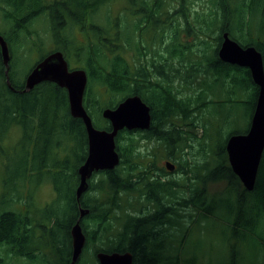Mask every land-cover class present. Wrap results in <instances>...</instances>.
Instances as JSON below:
<instances>
[{"label":"trees","instance_id":"obj_1","mask_svg":"<svg viewBox=\"0 0 264 264\" xmlns=\"http://www.w3.org/2000/svg\"><path fill=\"white\" fill-rule=\"evenodd\" d=\"M114 1L0 0L2 18L13 22L9 30L0 29L11 53L21 33L15 24L19 21L23 24L21 27L29 26L34 15L30 11V15L24 17L25 10L37 8L38 12L49 17L54 46L44 56L60 50L68 60L72 59V66L87 70L89 86L85 107L95 127L111 130L110 121L103 117L104 108H115L130 95H140L151 107L153 115L152 126L145 134L127 129L120 131L117 137L120 164L114 170L94 174L101 177L95 180L94 176L89 180V187L79 200L76 193L80 183L78 168L88 156V136L83 120L71 115L67 89L45 81L24 91L25 79L18 81L14 77L12 61L6 74L0 49V161L6 157L3 143H6L13 126H27L25 131L30 133L38 128L45 139L37 157L30 162L28 156H23L14 176H3L0 264H71V227L80 217V206L90 211L81 220L87 242L76 264H98L97 253L101 251L131 252L133 264H199L195 254L185 257L182 263L181 256L170 250L169 233L166 235L164 230L156 229L160 225L165 226L167 220L171 223L173 219L174 225L181 219L192 221L195 214H190V218L183 217L180 205H173L171 210L165 208L163 215L151 214V208L149 216L144 217L141 213L145 210L139 198L141 190L152 194L157 191L165 196L172 193L174 202L175 197L179 200L184 197L177 182L171 187L161 182L153 186L150 176L154 160L149 153L141 151L140 143L144 138L148 141L156 138L164 146L167 145L174 151L181 171L205 183L204 188L198 187L200 181L189 184L193 205L203 218H208V214L220 215L219 208L226 209L222 210L228 217L234 215L233 233L243 240L247 238V232L243 233L242 229L258 227L264 218V153L256 186L248 191L232 170L226 145L219 151L212 149V130H219L221 124L219 112H212L209 107L219 105L221 100L209 96L212 89L209 81L195 76L200 73L202 60H205L218 78L236 80L241 88L253 94L249 101L252 118L259 87L254 83L250 70L226 63L218 55L223 33L229 31L231 35L230 14L236 10L243 15L246 8L242 5L233 9L228 0H207L210 4L208 11L222 8L227 11L223 24L208 31L206 25L198 20L199 13L196 12L193 21L186 12L191 10L188 0H156L157 20L149 9L150 0H130L134 3L135 16L130 19L125 13H119L114 18L109 8ZM170 2L179 5H174L177 11L172 16L167 12ZM34 4L38 7H31ZM105 7L109 12H106L105 22H102L98 17ZM253 12L256 14L255 8ZM212 16H217V13ZM152 19L156 23L153 24ZM76 29L82 32L81 37L77 36ZM183 31L190 36L198 35V42L182 41ZM123 37L124 46L121 44ZM165 41L167 45H164ZM238 42L243 46L254 45L264 57V36L250 42ZM155 46L157 49H154ZM193 57L199 58L198 61H193ZM206 72L209 73V70L206 69ZM177 80L180 86L175 85ZM188 88L191 91L184 94ZM246 131L233 130L229 134ZM75 138L77 150L74 148ZM198 144L202 145L199 149L196 148ZM74 153L77 164L71 174H67L63 164L70 167L68 160ZM48 161L52 166L47 165ZM37 167L60 169L56 180L58 197L53 206H35L34 190L37 192L38 185L44 180L43 175L40 182L32 186L34 190L24 191L26 180L30 178L33 181V173L39 169ZM201 173L204 175L198 177ZM137 177L143 179L141 188ZM226 179L238 188L240 197L236 200L219 198L216 201L206 186L209 182ZM68 182L69 190L64 187ZM144 202L149 206L150 202L154 203V198L148 197ZM96 243L99 244L93 248Z\"/></svg>","mask_w":264,"mask_h":264},{"label":"rangeland","instance_id":"obj_2","mask_svg":"<svg viewBox=\"0 0 264 264\" xmlns=\"http://www.w3.org/2000/svg\"><path fill=\"white\" fill-rule=\"evenodd\" d=\"M188 1L189 5H191V19L193 21L196 16V11L200 12L206 10L200 13L198 20L206 25V28L209 29L208 31L223 24L224 14L227 12L224 8L218 11H208L210 9V4L207 3V0ZM125 2L126 0H116L109 5V8H111V15L114 18H117V15L123 11L122 3ZM228 2L229 6L233 9H237L242 5L246 8V12H244L243 15L236 10L232 11L230 14L228 20L229 26H231V37L236 41L244 42L262 38L264 36V0H228ZM170 3V9L174 10V5L179 6L178 3ZM126 4H128V2H126ZM31 7L38 6L34 4ZM254 8L257 11L256 14L253 12ZM30 11H32L34 15L30 20L29 26L21 27L23 24L18 23L19 21L15 24V27H18L21 33L18 38H16L18 42L16 44L14 43L12 46L11 61L13 64L14 77L18 81L24 80L37 61L44 56L48 49L54 46L50 31L49 17L46 13L38 12L37 8L27 9L22 15L26 17L28 14L30 15ZM106 12H109L107 7L102 8L100 17H98L99 21L105 22ZM215 13H217V16H212V14ZM125 14L128 18L130 17V19L135 16V14L131 16L132 14L129 15L127 12H125ZM181 19L184 20L183 18ZM12 25L13 22L4 20L0 13V29L7 31ZM76 32L77 36H82L81 31L76 30ZM183 32L184 38L181 39L182 41L198 42L199 36L195 34L190 36L186 31ZM164 45H167V41L164 42ZM154 49H157V47L155 46ZM192 59L193 61H198L199 58L193 57ZM69 62L71 65L74 63L72 59L69 60ZM201 64L203 66L198 71L200 73L197 72L198 74L195 76L209 81L212 85L209 96L217 101L221 100L219 105L212 104L211 107H209L212 112H219L220 114L218 119L220 120L222 128L220 127L221 129L219 128V130L213 128L212 130L214 136L212 149L219 151L226 145L231 131H246L248 129L251 120V106L249 101L253 94L241 88L236 80L228 81V79H225V81L224 78H218L212 67L207 66L205 60H202ZM206 69L209 70V73L206 72ZM187 77H189V75ZM175 85L180 86L178 80ZM192 86L196 87L195 83H192ZM180 88H182V86ZM190 91L191 90L188 88L184 90V94ZM226 91L228 93H226ZM239 100H244V102H239ZM26 129L27 126L25 127L23 125L11 127L6 143H3L6 157H3L0 161V193L3 187V176L5 174L14 176L18 171V165L23 161V156H28L31 162L33 157H37V152L40 151L44 144V133L41 132V130L36 128L30 133L25 131ZM136 136L139 137L138 135ZM54 141L55 138H53V143ZM140 145L142 146V152L151 154L154 146L157 144L156 142L151 143L148 140H141ZM162 146L164 145H159L157 149L160 150L161 154L167 155L165 148ZM77 147L78 142L75 138V150H77ZM75 155L74 153L68 160V165L70 167H67V164H63L66 170H68L67 174H71L72 169L76 167L77 159ZM36 164L38 165V161ZM29 165L31 166L30 163ZM47 165L52 166L50 161H48ZM59 173H61L60 169L55 167H40L33 173V181L30 178L26 180L24 191L34 190L32 186L37 185L41 177L44 176V180L42 179V182L37 187V192L34 190L36 208L39 206L45 207L47 204L48 206L54 205V201L58 197L56 180L57 174ZM206 173L205 171V174ZM201 174L204 175V173ZM100 177L101 175H97L95 180H98ZM200 186L204 187L205 183L201 182ZM64 187L69 190V182ZM206 187L210 195H214L216 201L219 198H231L236 200L240 197L238 188L231 185L228 179L209 182ZM184 195L187 196V192H185ZM181 208L183 207H180V214L183 215V217L190 218V214H195L192 221L181 219L180 222L174 225L172 219L171 223L170 221L168 223V228L172 232L168 239L170 250L172 253H178L177 255L181 256L180 259L182 263L185 257L195 254L199 264H263L264 218H262L258 227L242 229L243 233L246 234L247 232V238L243 240L239 238L237 234L233 233L234 215L228 217L225 211H223L226 209L222 208V210L219 208L220 215L216 214L213 216L208 214V218H203V215H200L201 212H196L197 209L192 205H190V207L186 206L183 209ZM98 244L99 243H96V245L94 244L92 247L94 248V246Z\"/></svg>","mask_w":264,"mask_h":264},{"label":"water","instance_id":"obj_3","mask_svg":"<svg viewBox=\"0 0 264 264\" xmlns=\"http://www.w3.org/2000/svg\"><path fill=\"white\" fill-rule=\"evenodd\" d=\"M0 49L8 75L12 54L9 43L2 34ZM218 55L226 63L248 68L254 83L259 87L249 129L244 133L230 135L226 143L233 172L240 178L245 189L252 191L256 186L264 153V57L254 45L242 46L231 37L229 31L223 33ZM7 81L10 83L9 76ZM45 81L54 82L67 89L71 115L82 119L86 127L88 156L78 168L80 183L76 192L80 200L95 172L114 170L120 164L121 156L117 150L116 140L119 132L125 128L146 130L151 127V107L139 95L128 96L115 108L107 107L103 110L104 118L111 123V130L99 129L95 127L85 107L89 75L84 68H71L64 53L57 50L35 64L26 77L24 91H29ZM166 165L170 170L176 167L170 161ZM89 211L81 206L80 217L71 227L73 245L71 264L79 261L86 246L87 236L81 220ZM97 259L98 264H133L131 252L101 251L97 253Z\"/></svg>","mask_w":264,"mask_h":264},{"label":"flooded vegetation","instance_id":"obj_4","mask_svg":"<svg viewBox=\"0 0 264 264\" xmlns=\"http://www.w3.org/2000/svg\"><path fill=\"white\" fill-rule=\"evenodd\" d=\"M120 1H122V0H120ZM126 2H128V4H126ZM126 2L125 3H122V6H123L122 9H123V11L120 12V13L127 12L129 15L132 14L131 16H133L134 15L133 12L135 11V9H134V6H132V5H134V3H131L130 0H126ZM133 2H135V0H133ZM169 4H171V3H169ZM22 6H24L23 3H22ZM148 6H149V9H151V12L154 13L155 19L157 20V18H156V0H150V2L148 3ZM169 6H171V5H169ZM21 9L23 10L24 8L22 7ZM176 11L177 10L175 8H174V10L173 9H168L167 10V12H169L171 16ZM190 11L189 10H186V12L189 13V16L192 15L191 14L192 11L191 12ZM203 11H206V10H203ZM203 11H200V12L199 11H196V12L200 14ZM155 19H152L153 24L156 23V20ZM184 22H185V20H184ZM121 44L123 46L125 45V37H123ZM123 52L126 53V51H125L124 48H123ZM166 55H168V54H166ZM170 74H171V76L173 75L172 72H170ZM161 120H163V119H161ZM133 131L140 132L141 134H145V132L147 130L133 129ZM155 139L156 138L152 139L150 142L151 143L152 142H156L157 145L154 146L153 152L151 154L149 153V155L152 157V160H154L153 161L154 162V166H153V169H151L152 171H151V176H150V179H151V181L153 183V186H158L159 183L161 182V184L164 183L168 187H171L173 185V183L177 182V183H179V185H177V186L181 188V191H182L181 194L184 195V193L187 192V196L184 195V197L182 198V200H179V197H175L177 199L174 202V197H173V194L172 193H171V195L168 194V195L165 196L163 193H158L157 191H154L153 194H152V192H149L148 191V193H146L145 191H142L141 190L140 193H139V198L141 197V199L143 201V205H145V210L143 212H141L142 215H144V217H147V216L150 215V213H149V209L150 208L153 209L151 211V214L152 213H157L155 215H163V212H164L165 208H167V210H169V209L171 210L174 207H178L179 205L180 206L184 205L183 207H186V206L189 207L190 205H192L194 207V205H193L194 201L192 200V197L190 196L191 193L189 192V184H190V182L193 181V184H194L195 181H200L198 187L199 188H204V187H201L200 186V183L203 182L202 180H200V178H196L194 175H192V177H191L192 179H191L189 177L190 175H188V173H185V172H182L181 171V168H179V163L175 159V153H174V151L172 149H169L167 147V145L166 146H162L163 148H165V151H166V154L167 155H164L163 153L161 154L160 153V150H158L157 148L159 147V145L161 146L163 144L161 143V141H158V140H155ZM142 140H147V139L144 138ZM200 146H202V145L198 144V146L196 148L199 149ZM193 149H195V145L194 144H193ZM203 152H204V148H203ZM168 161L173 162L175 164V166H176L175 169L170 170L167 167L166 164H167ZM105 171H107V170H105ZM99 172H96L94 174H99ZM94 176L95 175H93L91 177V179ZM201 176H203V174L202 175H200V174L198 175V177H201ZM136 181H138L139 187L141 188L142 187V181H143L142 177L141 178L140 177H137V180ZM192 189H193V186H192ZM148 197H151V198L153 197L154 198V203H151L150 202L151 204L149 203V206L144 202V200L147 199ZM158 200L160 202H158ZM203 202H204V200H203ZM167 205H169V207ZM173 205H174V207H173ZM157 207H159L158 210H157ZM155 211H157V212H155ZM167 213L168 212H166V214ZM169 221L167 220L165 222V224H166L165 226L162 225V227H160L161 226L160 225L159 227H156V229L162 230L161 232H163V230H164V232H165L166 235L169 233L168 234V238H169L170 234H172L171 230L168 228ZM39 227L40 226H38V228ZM38 232H39V230H38Z\"/></svg>","mask_w":264,"mask_h":264},{"label":"bare ground","instance_id":"obj_5","mask_svg":"<svg viewBox=\"0 0 264 264\" xmlns=\"http://www.w3.org/2000/svg\"><path fill=\"white\" fill-rule=\"evenodd\" d=\"M80 208H81V206H80Z\"/></svg>","mask_w":264,"mask_h":264}]
</instances>
